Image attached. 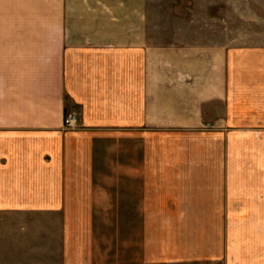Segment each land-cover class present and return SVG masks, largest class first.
Wrapping results in <instances>:
<instances>
[{
  "label": "crops",
  "instance_id": "0c3cea01",
  "mask_svg": "<svg viewBox=\"0 0 264 264\" xmlns=\"http://www.w3.org/2000/svg\"><path fill=\"white\" fill-rule=\"evenodd\" d=\"M157 7L0 0V264H264V45Z\"/></svg>",
  "mask_w": 264,
  "mask_h": 264
},
{
  "label": "rangeland",
  "instance_id": "374dc122",
  "mask_svg": "<svg viewBox=\"0 0 264 264\" xmlns=\"http://www.w3.org/2000/svg\"><path fill=\"white\" fill-rule=\"evenodd\" d=\"M157 8L158 25L166 23L157 42L204 37L224 45H264V0H158ZM173 16L181 18L179 25ZM252 146H264V138L257 136Z\"/></svg>",
  "mask_w": 264,
  "mask_h": 264
},
{
  "label": "built area",
  "instance_id": "2783aa9c",
  "mask_svg": "<svg viewBox=\"0 0 264 264\" xmlns=\"http://www.w3.org/2000/svg\"><path fill=\"white\" fill-rule=\"evenodd\" d=\"M77 125V114L75 112H67L63 119V128L73 129Z\"/></svg>",
  "mask_w": 264,
  "mask_h": 264
}]
</instances>
